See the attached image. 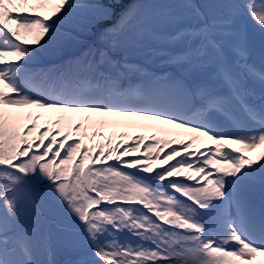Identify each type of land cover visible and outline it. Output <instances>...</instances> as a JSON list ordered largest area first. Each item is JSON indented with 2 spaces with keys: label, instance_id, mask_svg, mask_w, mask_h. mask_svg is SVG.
Returning a JSON list of instances; mask_svg holds the SVG:
<instances>
[{
  "label": "snow or ice",
  "instance_id": "1",
  "mask_svg": "<svg viewBox=\"0 0 264 264\" xmlns=\"http://www.w3.org/2000/svg\"><path fill=\"white\" fill-rule=\"evenodd\" d=\"M0 264H264V0H0Z\"/></svg>",
  "mask_w": 264,
  "mask_h": 264
},
{
  "label": "rangeland",
  "instance_id": "2",
  "mask_svg": "<svg viewBox=\"0 0 264 264\" xmlns=\"http://www.w3.org/2000/svg\"><path fill=\"white\" fill-rule=\"evenodd\" d=\"M236 2L240 3V4H248L250 2V0H236ZM255 2L257 3V5H259V3L261 2V0H255ZM244 25L246 27V29L249 31V33L255 38V46L257 49V52L259 50V41H260V37L262 35L259 26L257 25V23L252 20L250 17H245L244 19ZM55 59V58H53ZM256 63L259 64V56L257 55L255 57ZM55 258H59L58 256Z\"/></svg>",
  "mask_w": 264,
  "mask_h": 264
}]
</instances>
